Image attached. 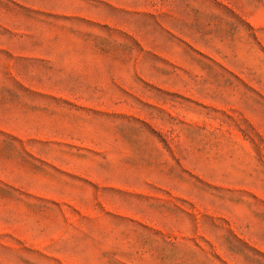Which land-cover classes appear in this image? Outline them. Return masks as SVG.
Segmentation results:
<instances>
[{"label": "rangeland", "instance_id": "obj_1", "mask_svg": "<svg viewBox=\"0 0 264 264\" xmlns=\"http://www.w3.org/2000/svg\"><path fill=\"white\" fill-rule=\"evenodd\" d=\"M0 264H264V0H0Z\"/></svg>", "mask_w": 264, "mask_h": 264}]
</instances>
